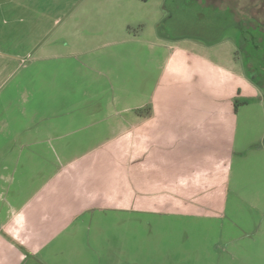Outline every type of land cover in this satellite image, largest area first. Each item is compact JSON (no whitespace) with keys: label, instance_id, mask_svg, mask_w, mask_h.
Listing matches in <instances>:
<instances>
[{"label":"rangeland","instance_id":"obj_1","mask_svg":"<svg viewBox=\"0 0 264 264\" xmlns=\"http://www.w3.org/2000/svg\"><path fill=\"white\" fill-rule=\"evenodd\" d=\"M0 47L45 264H264V0H0Z\"/></svg>","mask_w":264,"mask_h":264},{"label":"crops","instance_id":"obj_2","mask_svg":"<svg viewBox=\"0 0 264 264\" xmlns=\"http://www.w3.org/2000/svg\"><path fill=\"white\" fill-rule=\"evenodd\" d=\"M25 19L27 22V18ZM22 20H24L23 17L20 18V21ZM39 23L38 21V31ZM3 30L5 29L3 28ZM19 32L23 36H28L27 28L19 30ZM1 49L0 47V52L3 50ZM15 62L16 60L10 55H8V59H0V74H4V76H0V90L12 81V68L18 64ZM8 73L9 76H7ZM23 111L28 115L27 111ZM25 114L23 115L22 111H19L16 115L10 114L8 119L0 115V117L2 116L0 129L4 130L3 133L6 131L11 134L9 140L13 138V143L17 142L15 145L21 144L22 146V142L26 143L27 141L24 140L28 128H22L21 123ZM139 114L136 112L133 115L135 121L141 118L145 119ZM18 124H21L22 127L20 128ZM2 146L0 140V150ZM2 156L0 158L2 160L0 163V264H45L43 251L53 243L54 234L60 228V226L58 227L59 213L55 212L53 205H50L51 200L46 197L47 195L45 197L48 201L44 200L41 183L39 185L35 183L33 188L26 189L22 195H19L18 190L12 189L13 181L17 180L16 176L20 178L19 180L23 179H21L22 176L9 172L12 155L2 152ZM54 192L59 194L56 189ZM74 204L76 206L78 203ZM63 214L69 215L68 212Z\"/></svg>","mask_w":264,"mask_h":264},{"label":"flooded vegetation","instance_id":"obj_3","mask_svg":"<svg viewBox=\"0 0 264 264\" xmlns=\"http://www.w3.org/2000/svg\"><path fill=\"white\" fill-rule=\"evenodd\" d=\"M214 1H227V0H214ZM243 27H244V24H243V22L241 21V22H239V24H238V27H236V28H238V33L239 32H241L242 33V30H243ZM237 41V42H236ZM234 42L236 43V44H238V43H240V41H238V40H235L234 39ZM239 46V45H238ZM238 46H237V48H238ZM239 49V48H238ZM238 53H241V52H238ZM240 55V54H239ZM239 59H241V58H239ZM242 62H243V60H242Z\"/></svg>","mask_w":264,"mask_h":264},{"label":"trees","instance_id":"obj_4","mask_svg":"<svg viewBox=\"0 0 264 264\" xmlns=\"http://www.w3.org/2000/svg\"><path fill=\"white\" fill-rule=\"evenodd\" d=\"M238 52H239V51L237 50V52H236V56H237V58H240V57H239V54H240V53H238ZM248 76H249L250 78H251V77L254 78V77L251 76L250 74H248ZM255 84H256V83H255Z\"/></svg>","mask_w":264,"mask_h":264}]
</instances>
